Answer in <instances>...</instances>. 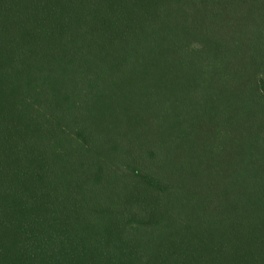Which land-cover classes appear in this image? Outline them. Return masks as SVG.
Segmentation results:
<instances>
[{
	"label": "trees",
	"instance_id": "16d2710c",
	"mask_svg": "<svg viewBox=\"0 0 264 264\" xmlns=\"http://www.w3.org/2000/svg\"><path fill=\"white\" fill-rule=\"evenodd\" d=\"M264 0H0V264H264Z\"/></svg>",
	"mask_w": 264,
	"mask_h": 264
},
{
	"label": "rangeland",
	"instance_id": "374dc122",
	"mask_svg": "<svg viewBox=\"0 0 264 264\" xmlns=\"http://www.w3.org/2000/svg\"><path fill=\"white\" fill-rule=\"evenodd\" d=\"M263 95H264V91H263Z\"/></svg>",
	"mask_w": 264,
	"mask_h": 264
}]
</instances>
